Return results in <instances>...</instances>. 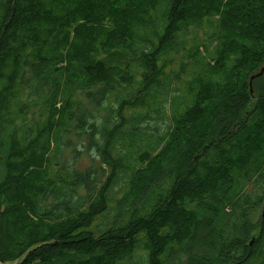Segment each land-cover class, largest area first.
Wrapping results in <instances>:
<instances>
[{
    "label": "trees",
    "instance_id": "16d2710c",
    "mask_svg": "<svg viewBox=\"0 0 264 264\" xmlns=\"http://www.w3.org/2000/svg\"><path fill=\"white\" fill-rule=\"evenodd\" d=\"M263 66L264 0H0V264H264Z\"/></svg>",
    "mask_w": 264,
    "mask_h": 264
},
{
    "label": "water",
    "instance_id": "95a60500",
    "mask_svg": "<svg viewBox=\"0 0 264 264\" xmlns=\"http://www.w3.org/2000/svg\"><path fill=\"white\" fill-rule=\"evenodd\" d=\"M264 75V66L259 70L258 73L254 74L251 78H250V85L252 84L253 80L260 78ZM252 91V90H251Z\"/></svg>",
    "mask_w": 264,
    "mask_h": 264
},
{
    "label": "rangeland",
    "instance_id": "374dc122",
    "mask_svg": "<svg viewBox=\"0 0 264 264\" xmlns=\"http://www.w3.org/2000/svg\"><path fill=\"white\" fill-rule=\"evenodd\" d=\"M141 258H142V259H141ZM144 258H145V257H144L143 252H142V251H139V252L136 253V256H135V258H134L133 261H134L135 263H136V262H137V263H138V262L141 263V260H144Z\"/></svg>",
    "mask_w": 264,
    "mask_h": 264
}]
</instances>
